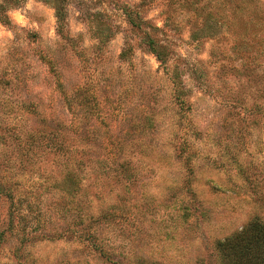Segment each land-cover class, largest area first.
I'll return each mask as SVG.
<instances>
[{"label": "rangeland", "instance_id": "1", "mask_svg": "<svg viewBox=\"0 0 264 264\" xmlns=\"http://www.w3.org/2000/svg\"><path fill=\"white\" fill-rule=\"evenodd\" d=\"M61 1L0 22V264H219L264 223V0Z\"/></svg>", "mask_w": 264, "mask_h": 264}, {"label": "trees", "instance_id": "2", "mask_svg": "<svg viewBox=\"0 0 264 264\" xmlns=\"http://www.w3.org/2000/svg\"><path fill=\"white\" fill-rule=\"evenodd\" d=\"M20 0H7L0 3V22L6 25L10 24L6 16L5 9L7 6H14ZM51 3L55 11L57 33L61 36L63 34V27L65 25L66 13L61 0H43ZM234 1V0H232ZM237 1V0H236ZM129 24L134 28H139L138 24L133 20V15L127 9ZM157 30V28H153ZM141 41L145 44L146 50L154 55L160 65H165L171 59L169 50L165 45H162L152 34L151 31H143ZM130 52L129 48H124L119 57L122 60L128 58L127 54ZM172 83L174 86V97L182 99L181 96L185 95L186 91L181 87V80L179 78V71L172 73ZM82 91V90H81ZM184 161H190V157L184 155ZM9 222V221H8ZM8 222L4 226L0 222V244L5 241V237L12 232ZM86 228V227H85ZM84 229H82L84 233ZM80 231V233L82 232ZM215 249L218 252L219 264H264V223L257 217H254L247 222L240 230L235 231L230 236L224 239L217 240ZM109 256V255H108ZM107 256V257H108ZM143 264V262L141 263Z\"/></svg>", "mask_w": 264, "mask_h": 264}]
</instances>
